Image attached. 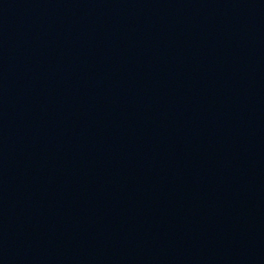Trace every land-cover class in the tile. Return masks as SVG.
<instances>
[{"label":"water","instance_id":"water-1","mask_svg":"<svg viewBox=\"0 0 264 264\" xmlns=\"http://www.w3.org/2000/svg\"><path fill=\"white\" fill-rule=\"evenodd\" d=\"M0 264H264V0H0Z\"/></svg>","mask_w":264,"mask_h":264}]
</instances>
